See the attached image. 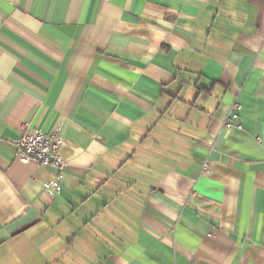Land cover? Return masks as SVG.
Instances as JSON below:
<instances>
[{"label": "crops", "instance_id": "1", "mask_svg": "<svg viewBox=\"0 0 264 264\" xmlns=\"http://www.w3.org/2000/svg\"><path fill=\"white\" fill-rule=\"evenodd\" d=\"M0 264H264V0H0Z\"/></svg>", "mask_w": 264, "mask_h": 264}, {"label": "built area", "instance_id": "2", "mask_svg": "<svg viewBox=\"0 0 264 264\" xmlns=\"http://www.w3.org/2000/svg\"><path fill=\"white\" fill-rule=\"evenodd\" d=\"M241 106L234 102L231 110L223 122L225 129L235 128L242 129L239 121V111ZM61 139L55 133H45L37 128L29 130L15 143V151L18 161L21 164H27L29 161H34L42 167H50L61 173L66 162L59 153ZM210 149L213 147V142L208 143ZM208 163L203 162L202 168L207 169ZM61 189V177L55 175L53 179L45 184V192L54 197Z\"/></svg>", "mask_w": 264, "mask_h": 264}]
</instances>
